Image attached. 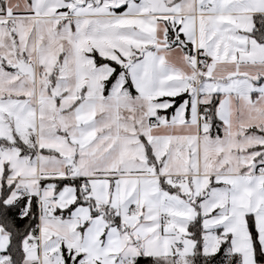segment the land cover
Returning <instances> with one entry per match:
<instances>
[{"label": "snow or ice", "instance_id": "obj_1", "mask_svg": "<svg viewBox=\"0 0 264 264\" xmlns=\"http://www.w3.org/2000/svg\"><path fill=\"white\" fill-rule=\"evenodd\" d=\"M0 264H264V0H0Z\"/></svg>", "mask_w": 264, "mask_h": 264}]
</instances>
